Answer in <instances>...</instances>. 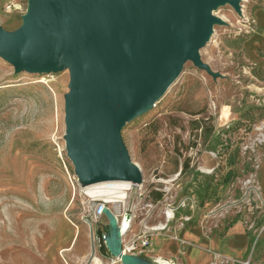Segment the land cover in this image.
Listing matches in <instances>:
<instances>
[{
  "label": "rangeland",
  "instance_id": "374dc122",
  "mask_svg": "<svg viewBox=\"0 0 264 264\" xmlns=\"http://www.w3.org/2000/svg\"><path fill=\"white\" fill-rule=\"evenodd\" d=\"M29 2L0 0L6 33L21 30ZM258 13L264 0L215 8L218 21L199 50L203 67L186 62L161 99L120 130L142 176L141 190L130 193L135 221L126 243L143 226H166L153 240L196 216L236 218L264 206V68L248 54ZM71 82V69L17 72L0 56V264H88L91 254L106 264L108 219L87 221L91 199L74 180L64 140ZM168 206L175 216L166 222ZM77 228V245L62 257Z\"/></svg>",
  "mask_w": 264,
  "mask_h": 264
},
{
  "label": "water",
  "instance_id": "95a60500",
  "mask_svg": "<svg viewBox=\"0 0 264 264\" xmlns=\"http://www.w3.org/2000/svg\"><path fill=\"white\" fill-rule=\"evenodd\" d=\"M224 0H31L17 34L0 27V56L17 72L71 69L64 140L80 185L142 176L119 138L149 110L212 34V8ZM235 5L236 0H227ZM106 251L121 264H160L123 254L120 229L109 209Z\"/></svg>",
  "mask_w": 264,
  "mask_h": 264
},
{
  "label": "crops",
  "instance_id": "0c3cea01",
  "mask_svg": "<svg viewBox=\"0 0 264 264\" xmlns=\"http://www.w3.org/2000/svg\"><path fill=\"white\" fill-rule=\"evenodd\" d=\"M256 19L257 30L249 42L248 54L258 57L264 68V56H258L259 50L264 51V13H258ZM259 182L264 196V167L260 169ZM251 212L244 207L236 218L196 216L198 219L189 225L155 237L136 256L160 264H264V206L254 214ZM84 257L78 258L79 263Z\"/></svg>",
  "mask_w": 264,
  "mask_h": 264
},
{
  "label": "bare ground",
  "instance_id": "6f19581e",
  "mask_svg": "<svg viewBox=\"0 0 264 264\" xmlns=\"http://www.w3.org/2000/svg\"><path fill=\"white\" fill-rule=\"evenodd\" d=\"M226 4H227V0H224V1L217 3L212 8L213 28L215 26V23L218 21L214 15L215 8L225 6ZM30 9H31V0L28 4V9L24 16V20H23L21 28H23L26 24V20L29 15ZM52 92L55 93L53 88H52ZM145 112H143L142 114H144ZM134 118L136 117H132L131 121ZM80 186L83 189H85L86 191L85 194L91 199V201L96 200V199H100V200L102 199L107 204L113 205L115 215L114 213L112 214L114 215V217H117L118 219L121 242L123 243L125 250L129 249L132 243L131 242L126 243L125 238L127 237L128 234L132 232L131 231L132 230V217L130 216V213L133 212L131 210L133 206H132V198L130 197V193H133L134 186L131 185L129 180H125V179L99 180V181L89 183L87 185H80ZM134 188L137 190H140L141 186L138 188L136 187ZM122 203H124L123 207L120 205ZM172 208L173 207H170V206L166 208L165 217L167 221L174 218L175 216V209H172ZM161 228H163V225L158 226V229H161ZM79 235H80V230H78L77 228V231L75 232V235L73 236L74 238L72 240L70 247L66 249H62L60 251L62 257L64 253H70L73 250V248L77 245V240H78ZM89 260L90 262L88 264H102L100 259L94 254L90 255Z\"/></svg>",
  "mask_w": 264,
  "mask_h": 264
},
{
  "label": "built area",
  "instance_id": "2783aa9c",
  "mask_svg": "<svg viewBox=\"0 0 264 264\" xmlns=\"http://www.w3.org/2000/svg\"><path fill=\"white\" fill-rule=\"evenodd\" d=\"M74 180L76 182H78L76 176L74 177ZM140 186H142V185H140ZM136 188H138V187H136ZM106 208L109 209L108 204L103 200L91 201V204H90V207L88 208V213L86 216L87 221H89L91 224H97L101 219H103L105 217V215L103 214V211ZM130 216L132 217V226H133V222L135 221V215L132 212V213H130ZM115 218L117 221V226L119 228L118 219H117V217H115ZM164 219L166 220V222H168L166 217H164ZM165 228H166L165 225H163L162 229H158V226L157 227L143 226L145 233H143L142 235H139L137 238H135V240H133L131 242L132 245L129 249L125 250L124 245L122 243L123 254L139 255V253H141L143 250L147 249L151 245V241H152L151 232L163 231V230H165ZM104 255L106 258V264H121V260L119 258L112 257L111 255L108 254V252L105 253Z\"/></svg>",
  "mask_w": 264,
  "mask_h": 264
},
{
  "label": "trees",
  "instance_id": "16d2710c",
  "mask_svg": "<svg viewBox=\"0 0 264 264\" xmlns=\"http://www.w3.org/2000/svg\"><path fill=\"white\" fill-rule=\"evenodd\" d=\"M159 198H160V195L157 196V199H159ZM103 253L105 254V253H107V251L103 249Z\"/></svg>",
  "mask_w": 264,
  "mask_h": 264
}]
</instances>
